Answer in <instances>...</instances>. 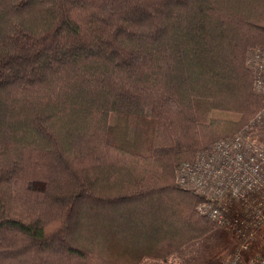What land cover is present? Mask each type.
I'll list each match as a JSON object with an SVG mask.
<instances>
[{
	"label": "trees",
	"instance_id": "1",
	"mask_svg": "<svg viewBox=\"0 0 264 264\" xmlns=\"http://www.w3.org/2000/svg\"><path fill=\"white\" fill-rule=\"evenodd\" d=\"M259 47L264 0H0V264H140L209 234L175 170L262 110Z\"/></svg>",
	"mask_w": 264,
	"mask_h": 264
},
{
	"label": "built area",
	"instance_id": "2",
	"mask_svg": "<svg viewBox=\"0 0 264 264\" xmlns=\"http://www.w3.org/2000/svg\"><path fill=\"white\" fill-rule=\"evenodd\" d=\"M247 65L262 110L239 132L199 151L175 170L176 184L194 192L198 215L234 237L236 248L225 264H244L264 230V47L251 49ZM247 264H264V254Z\"/></svg>",
	"mask_w": 264,
	"mask_h": 264
},
{
	"label": "rangeland",
	"instance_id": "3",
	"mask_svg": "<svg viewBox=\"0 0 264 264\" xmlns=\"http://www.w3.org/2000/svg\"><path fill=\"white\" fill-rule=\"evenodd\" d=\"M210 116L217 117V118L231 117V115L229 114L218 113V112L210 113ZM35 188L37 190H42L41 185H36ZM260 236H261V233L258 235L256 241H258ZM230 241L231 240L229 236L227 235V232H225L224 229H221L216 226L209 234H207L206 236H204L203 238L197 241L192 242L191 244L185 246L184 248L178 250L170 258H167L166 260H155L154 259V261H150V263H155V264H207L208 261L211 259V257L217 254L219 251H223L220 259H222L223 256H228V252L230 250L228 244ZM235 248H236V243L234 244V248L231 254L226 259H224V261H222V264H225V262L233 256L235 252ZM259 248L260 250L257 249L259 250L258 254L250 252L251 250L243 254L245 257L244 264H247V261L249 258L260 256L262 255L261 253L264 254V247L262 249L261 247ZM151 260L153 259L151 258Z\"/></svg>",
	"mask_w": 264,
	"mask_h": 264
},
{
	"label": "crops",
	"instance_id": "4",
	"mask_svg": "<svg viewBox=\"0 0 264 264\" xmlns=\"http://www.w3.org/2000/svg\"><path fill=\"white\" fill-rule=\"evenodd\" d=\"M227 235L229 236V238L231 240L228 244L229 248H230V250L228 252V256H229L231 254L233 248H234L235 241H234V238L230 234L227 233ZM254 246H255V248H254ZM254 246L252 247L253 249H251L250 252L257 253V254H258V251L260 250L259 247H261V249L264 247V230L261 233V236L259 237L258 241H256V243L254 244ZM257 249H259V250H257ZM261 254H263V253H261ZM171 256H173V254ZM228 256H223L221 260L224 261V259H226ZM142 261L140 264H155V263H150V261H154V259L151 260V258H144ZM216 264H218V263H216Z\"/></svg>",
	"mask_w": 264,
	"mask_h": 264
}]
</instances>
